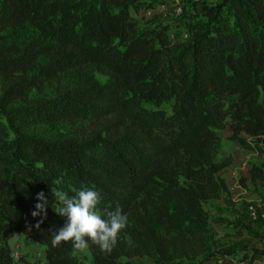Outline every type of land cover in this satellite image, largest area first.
Masks as SVG:
<instances>
[{"label":"trees","instance_id":"trees-1","mask_svg":"<svg viewBox=\"0 0 264 264\" xmlns=\"http://www.w3.org/2000/svg\"><path fill=\"white\" fill-rule=\"evenodd\" d=\"M151 1L0 0V108H8L14 133L10 152L0 156L7 163L0 172V264L13 262V232L45 247L44 264H79L71 241L51 245L65 223L53 212L51 192L62 171L79 189L100 193L102 218L117 206L127 215L111 253L85 238L94 264L122 257L204 264L223 256L206 208L228 202L219 173L232 160L216 161V130L228 127L241 148L264 149V0H221L183 43L169 40L163 22L139 26L133 14L154 8ZM99 65L111 74L107 83L84 74L52 97L30 98L68 71ZM227 97L234 99L226 106ZM162 102H172L170 114L142 106ZM89 118L108 122L79 140L50 143L23 132ZM248 179L264 182L263 164L252 165ZM41 191L49 207L37 228L40 217L31 212Z\"/></svg>","mask_w":264,"mask_h":264},{"label":"rangeland","instance_id":"rangeland-1","mask_svg":"<svg viewBox=\"0 0 264 264\" xmlns=\"http://www.w3.org/2000/svg\"><path fill=\"white\" fill-rule=\"evenodd\" d=\"M151 2L154 8H144L137 14L131 12L138 21L139 26L144 27L154 20L163 22L170 26L168 32L169 40L172 43H183L190 37L193 27L206 21L204 17L205 11L219 5L221 0H157ZM224 15L232 19L229 13H224ZM84 74H91L93 79L100 84L111 80V74L102 66H90L84 71H68L57 82L46 84L39 90H33L30 98L42 99L52 97L65 87H72L76 81L82 79ZM233 99L234 97H227L226 106ZM171 104L172 102H162L158 105L143 103L142 106L151 110H163L166 114H170ZM7 111L8 108H0V156H4L10 152V142L14 137L13 131L8 128ZM107 122L108 120L91 118L74 122H41L33 124V126L25 129L23 132L33 135L37 139L56 143L66 139L79 140L87 137L104 129ZM216 133L222 138L220 148L215 156L216 161L227 157L232 160V165L227 170L220 172L219 177L226 182L228 187H233L236 183L237 185H241L252 165L258 166L261 163L264 164V149H261L262 147L255 143L249 146V148H253L252 150L239 147L235 142L228 139L231 135L228 127L216 130ZM241 136L245 137L249 142L253 141L248 136ZM6 165L7 163L0 158V172H4ZM61 176L60 179L53 180L52 187L63 190L69 197L74 196L75 190L79 188L74 185L73 180L68 176L66 171H62ZM244 187L249 192V201L261 197L264 200V196L258 192L259 186L248 184V186L245 185ZM99 205L97 206V214H99ZM206 208L211 212L210 222L213 240L216 243V251L223 255L217 258H222L225 264H264V208L258 210V218L254 221L249 220L248 217L242 218L231 203L224 201L206 203ZM56 210H58L57 201L54 204L53 212L59 216L55 212ZM59 217L66 221V217ZM8 246L13 259L12 264H44L45 262V247L24 235L13 232L8 241ZM74 256L79 264H94L88 249H85L83 252L76 251ZM217 258L204 264H215ZM118 264L201 263L198 260L189 261L185 259L165 262L155 261L150 258L128 259L122 257L119 259Z\"/></svg>","mask_w":264,"mask_h":264},{"label":"clouds","instance_id":"clouds-1","mask_svg":"<svg viewBox=\"0 0 264 264\" xmlns=\"http://www.w3.org/2000/svg\"><path fill=\"white\" fill-rule=\"evenodd\" d=\"M53 196L58 202V210L55 212L66 217L64 225L58 231L52 233L51 245L57 247L61 242H72L73 251L83 252L89 247L88 240L99 248L111 253L117 244L118 234L127 226V215L117 206L112 211H107V219L97 214V206L101 202L100 193L92 188L82 187L75 190V195H69L58 188H51ZM33 218L40 217L36 227L39 228L47 218L49 201L43 191L37 193ZM88 238L86 240L85 238Z\"/></svg>","mask_w":264,"mask_h":264},{"label":"crops","instance_id":"crops-1","mask_svg":"<svg viewBox=\"0 0 264 264\" xmlns=\"http://www.w3.org/2000/svg\"><path fill=\"white\" fill-rule=\"evenodd\" d=\"M261 164H263V163H261ZM231 165H232V163H231ZM263 166H264V164H263ZM228 168H226L225 170H227ZM225 184H226V182H225ZM248 184L253 185L252 183H250V181L248 179V174L244 178L243 183L241 185L240 184L237 185V183H236L233 187H228V185L226 184L227 188H228V197H227L228 202L227 203H231V205H233V207L238 211L239 215L242 218H246V212H245L244 205H245V202L248 200V193L249 192H247L246 187H244V186L245 185L248 186ZM253 186H255V185H253ZM213 201H221V200H213ZM213 201H211V202H213Z\"/></svg>","mask_w":264,"mask_h":264},{"label":"built area","instance_id":"built-area-1","mask_svg":"<svg viewBox=\"0 0 264 264\" xmlns=\"http://www.w3.org/2000/svg\"><path fill=\"white\" fill-rule=\"evenodd\" d=\"M258 192L264 196V182L259 184V190ZM263 197L259 199H255L253 201L247 200L245 202V212L246 217L249 218V220L254 221L258 218V210L261 208H264V200H262ZM264 216V215H263ZM215 264H225L224 260L222 258H217L215 260Z\"/></svg>","mask_w":264,"mask_h":264}]
</instances>
